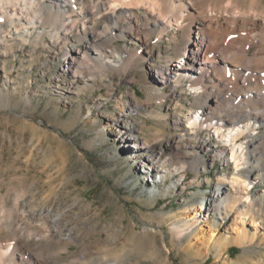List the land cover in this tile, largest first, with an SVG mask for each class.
I'll use <instances>...</instances> for the list:
<instances>
[{
  "label": "rangeland",
  "instance_id": "374dc122",
  "mask_svg": "<svg viewBox=\"0 0 264 264\" xmlns=\"http://www.w3.org/2000/svg\"><path fill=\"white\" fill-rule=\"evenodd\" d=\"M10 1L0 0V253L14 243L33 264H264L263 182L248 186L252 215L191 219L230 187L236 163L214 128L189 125L199 90L162 83L168 60L185 64L182 33L139 32L140 8V24L102 40L54 31L52 17L27 29L33 16H1ZM89 49L102 56L80 76L68 54ZM125 124L135 139L118 133ZM250 135L243 146L264 128Z\"/></svg>",
  "mask_w": 264,
  "mask_h": 264
},
{
  "label": "bare ground",
  "instance_id": "6f19581e",
  "mask_svg": "<svg viewBox=\"0 0 264 264\" xmlns=\"http://www.w3.org/2000/svg\"><path fill=\"white\" fill-rule=\"evenodd\" d=\"M139 8L145 25L137 28L146 36L151 29H156L159 39L174 28L182 33L177 54L184 55L185 64H176L172 57L168 65L160 67L159 75L164 84L190 82L193 89L199 90L192 108H199L201 115L190 116L189 125L195 129L214 128L224 150L227 145L233 146L231 158L236 163L233 183L213 194L210 203L205 202L206 206L191 219L218 215L223 220L237 209L239 215L249 216L255 202L249 201L248 186L264 183V137L249 141L246 146L240 141L245 136L252 137L251 132L257 128H264V0H11L3 4L1 16L10 20L33 16L32 21L29 17L25 19L29 21L27 29L34 28L37 16L46 22L52 17L54 31L74 29L86 34L90 29L92 38L102 40L107 31L113 34L129 24H140L135 13ZM89 18L102 22V34L93 30L95 21L88 27ZM193 33L197 34L194 39ZM144 41L147 42V37ZM97 52L89 49L80 55L68 54L67 59L71 65H77L75 73L84 76L92 62L101 58ZM118 133L124 140L137 137L129 124ZM131 147H137L136 152L140 153L143 146L135 143ZM242 178L252 180L243 184ZM225 182L223 179L221 184ZM211 229L208 232L214 238L217 235ZM185 230L177 227V236L181 238ZM17 251L14 243L4 247L0 264H33L19 257Z\"/></svg>",
  "mask_w": 264,
  "mask_h": 264
}]
</instances>
